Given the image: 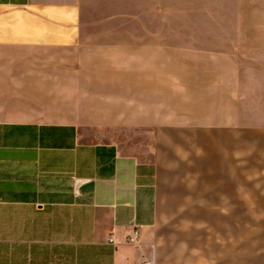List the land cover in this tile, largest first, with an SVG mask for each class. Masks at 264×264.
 I'll use <instances>...</instances> for the list:
<instances>
[{"label":"crops","instance_id":"1","mask_svg":"<svg viewBox=\"0 0 264 264\" xmlns=\"http://www.w3.org/2000/svg\"><path fill=\"white\" fill-rule=\"evenodd\" d=\"M160 14L161 0H0V264H242L243 198H264L242 183L243 77L233 117L204 118L207 73L163 84V47L188 46L169 38L194 29ZM163 105L177 118L163 121ZM161 128L176 144L170 208L199 209L187 222L216 230L172 237L168 259L160 165L111 138Z\"/></svg>","mask_w":264,"mask_h":264},{"label":"rangeland","instance_id":"2","mask_svg":"<svg viewBox=\"0 0 264 264\" xmlns=\"http://www.w3.org/2000/svg\"><path fill=\"white\" fill-rule=\"evenodd\" d=\"M142 20L131 17L130 22ZM145 22H153V19L146 17ZM155 22L188 25L194 29L181 33L182 36L177 39L169 38L187 40L188 46L176 49L163 47V84L169 86L165 77L171 72L207 73L208 79L203 83L210 93L211 103L203 116L211 123L224 116L226 119L233 117V108L228 105L229 98L234 94L232 77L237 72L242 74L243 102L241 111L235 113L236 118L242 120V183L264 187V0H161V14ZM168 34L163 32V39ZM219 75L228 78L218 80ZM249 77L262 79L251 80ZM256 83L261 85V89L255 86ZM218 84L222 85L218 87ZM166 101L168 97H163V102ZM223 101H226L225 110L222 109ZM166 105H163L162 120L177 118ZM149 130H120L114 132L111 138L138 157L156 160L160 165L161 191L167 206L158 232L161 248L164 249L163 258L168 259L172 237L177 241V236L185 237L188 233L202 242L204 238L201 237L206 232L216 230L187 222L199 219V209H184L177 213L176 209L170 208L169 163L171 148L176 144L171 143L168 128L157 129L155 133ZM240 233L242 264H251L250 261L256 262L252 264H264V198H243ZM196 241L193 239L191 242Z\"/></svg>","mask_w":264,"mask_h":264},{"label":"built area","instance_id":"3","mask_svg":"<svg viewBox=\"0 0 264 264\" xmlns=\"http://www.w3.org/2000/svg\"><path fill=\"white\" fill-rule=\"evenodd\" d=\"M139 239L138 229H134L131 234L128 235L127 242L129 244H137ZM112 240V239H111ZM141 264H148L147 262Z\"/></svg>","mask_w":264,"mask_h":264}]
</instances>
